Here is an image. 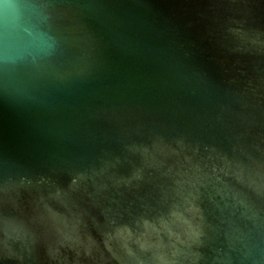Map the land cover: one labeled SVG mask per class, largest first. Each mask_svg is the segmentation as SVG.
I'll return each instance as SVG.
<instances>
[{"label": "water", "instance_id": "obj_1", "mask_svg": "<svg viewBox=\"0 0 264 264\" xmlns=\"http://www.w3.org/2000/svg\"><path fill=\"white\" fill-rule=\"evenodd\" d=\"M0 264H264V0H0Z\"/></svg>", "mask_w": 264, "mask_h": 264}]
</instances>
